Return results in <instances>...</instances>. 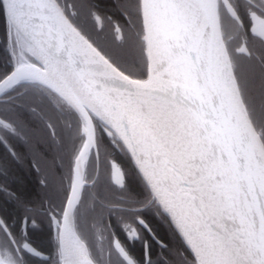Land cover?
<instances>
[{
  "label": "snow or ice",
  "instance_id": "6c2138e0",
  "mask_svg": "<svg viewBox=\"0 0 264 264\" xmlns=\"http://www.w3.org/2000/svg\"><path fill=\"white\" fill-rule=\"evenodd\" d=\"M111 7L0 0V149L30 115L61 161L38 207L0 184V264H264V0Z\"/></svg>",
  "mask_w": 264,
  "mask_h": 264
},
{
  "label": "flooded vegetation",
  "instance_id": "af4514ba",
  "mask_svg": "<svg viewBox=\"0 0 264 264\" xmlns=\"http://www.w3.org/2000/svg\"><path fill=\"white\" fill-rule=\"evenodd\" d=\"M103 13H107V11H104ZM5 41L6 29L2 30L0 28V45L3 44V46H6ZM8 65L10 67V63ZM25 119L27 120L28 125L31 128V135L26 142H14L15 150L19 154V159L12 160V162L16 166L19 173H24L27 175H31L28 164L31 165L34 178L35 180H37L38 185L35 194H33L34 200L31 202H24L29 206L38 207L40 202L44 200L46 195L55 200V189H46L43 185L40 184V180L46 174L50 176L56 175L55 169L57 167H60L61 161L57 152V147L51 143L48 135L46 134V129L44 128L43 124L37 118H33L30 115L26 116ZM34 156L38 157L41 161L42 171L40 172H38L36 168L33 167V163L35 162ZM54 157L56 160L55 163L51 160L54 159ZM0 163H3V168H0V184H6L8 188L13 191V187L19 185V183L17 184L18 180L13 177L15 174L13 173L12 168L8 167L9 162L5 157L3 149H0ZM64 165H67V159L64 160ZM4 169H6V171ZM64 171H67L66 167L64 168ZM21 200L23 201V199ZM5 204L6 203L4 198L0 197V207L5 206ZM45 207H47V204H45ZM19 214H22V210H20ZM37 219L41 221V225L39 227V230L33 233L30 238L34 243L40 244V246L45 250L46 253H50L52 250L51 237L53 235V230L49 227L46 217L38 216ZM156 220L159 221L158 219ZM158 251V248H154V258L155 253ZM134 254L137 258H140L141 251L139 246H137V248L135 249Z\"/></svg>",
  "mask_w": 264,
  "mask_h": 264
},
{
  "label": "trees",
  "instance_id": "16d2710c",
  "mask_svg": "<svg viewBox=\"0 0 264 264\" xmlns=\"http://www.w3.org/2000/svg\"><path fill=\"white\" fill-rule=\"evenodd\" d=\"M97 4L99 5L102 12L107 11V13H113V9L111 7L112 0H96ZM0 28L2 30H5V25L2 21H0ZM9 56L8 52L6 50V46H3V44L0 45V72H3L9 68ZM52 162H56L55 157L54 159H51ZM8 167L12 168L13 173L15 174L13 177L18 180L15 187H13V192H15L23 201L31 202L34 200L33 194H35L38 182L34 178L33 171L31 169V165L28 164V168L30 169V174L27 175L24 173H19L16 166L12 162V160L8 159ZM16 184V183H15ZM3 208L10 209L9 205L5 204V206H2ZM19 213H14L15 215H18ZM152 226L162 239L169 242L170 244L176 246L178 245V240L174 238L166 224H164L161 221L153 220ZM140 255V254H139Z\"/></svg>",
  "mask_w": 264,
  "mask_h": 264
}]
</instances>
